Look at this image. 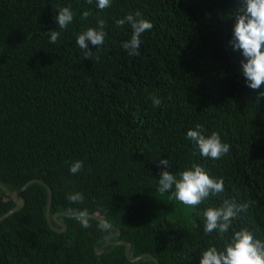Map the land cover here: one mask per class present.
<instances>
[{
  "label": "trees",
  "instance_id": "trees-1",
  "mask_svg": "<svg viewBox=\"0 0 264 264\" xmlns=\"http://www.w3.org/2000/svg\"><path fill=\"white\" fill-rule=\"evenodd\" d=\"M57 5L74 13L64 30ZM239 6L240 0H111L99 10L96 0H0V183L14 191L42 179L53 190L51 216L87 209L111 225L101 231L91 218L83 228L61 215L67 230L55 232L46 218L48 189L34 181L21 193L24 206L0 221V264H156L151 257L131 262L124 244H108L115 227L121 233L111 240L130 242L132 257L200 264L201 250L227 242L205 234L203 217L225 199L248 204L226 237L247 228L264 240V86H248L242 54L230 44ZM137 10L153 28L142 34L139 55H128L121 45L131 29L116 21ZM98 18L107 35L102 46L89 44L97 61L84 58L76 40ZM51 30L60 32L55 44ZM197 124L206 136L219 133L230 152L217 160L201 156L186 137ZM160 159L177 175L202 165L223 178L224 192L185 206L157 190ZM76 160L84 168L72 174ZM75 191L85 197L80 204L67 199ZM15 206L0 186V216Z\"/></svg>",
  "mask_w": 264,
  "mask_h": 264
},
{
  "label": "clouds",
  "instance_id": "clouds-1",
  "mask_svg": "<svg viewBox=\"0 0 264 264\" xmlns=\"http://www.w3.org/2000/svg\"><path fill=\"white\" fill-rule=\"evenodd\" d=\"M87 3L90 5L93 0H87ZM96 4L99 10H104L111 7V0H96ZM54 9L59 29H66L74 19L71 7L57 5ZM89 15L90 12L85 10L81 18L87 20ZM232 16L235 23L230 44L234 51L242 54L241 71L248 86L258 90L264 86V0H240V6L235 9ZM116 24L117 26L127 24L131 29L130 39L124 41L121 47L127 51L128 55H139L141 36L153 28L151 21L137 10L117 20ZM105 26L106 21L98 18L97 27H88L78 34L76 43L82 50L84 58L92 60L95 57L97 61L100 59L89 48V44L98 47L104 44L107 35ZM48 34L51 44H55L60 38V32L57 30H51ZM259 97L264 98V92H260ZM151 100L154 107L160 106L161 100L156 95L153 94ZM186 137L205 158L217 160L230 152L231 146L222 141L219 133L212 132L206 136L203 134L202 125L197 124L195 128H190ZM159 165L162 166V170L157 190L162 194L171 192L172 196L185 206L197 207L210 196H217L224 192L223 178L211 177L208 171L198 163H192L190 168L179 172L178 175L167 170L170 168L168 159H160ZM83 168V161L76 160L70 163L72 174L79 173ZM67 199L70 203L80 204L85 197L83 193L75 191L69 193ZM247 208V202L238 204L234 200L225 199L219 207H208L204 210L205 234L217 232L220 239H226L227 242L223 249L210 245L201 250L200 264H264V240L254 238L253 233L247 228L235 230L230 237H226L233 227V221L241 212H246ZM68 212L83 228L91 226V217L87 209L69 208ZM98 228L101 231H108L111 225L108 221L101 220Z\"/></svg>",
  "mask_w": 264,
  "mask_h": 264
},
{
  "label": "water",
  "instance_id": "water-1",
  "mask_svg": "<svg viewBox=\"0 0 264 264\" xmlns=\"http://www.w3.org/2000/svg\"><path fill=\"white\" fill-rule=\"evenodd\" d=\"M34 181H38V182L43 183L47 187L48 192H49V200H48L47 210H46V218H47L48 224L50 225V227L55 232H58V233L65 232L67 230V225L65 223L61 222L58 219V217L61 216V215L62 216H67V217H72V215L70 213L57 212L53 216H51L50 210H51L52 199H53V190H52L51 186L47 182H45L44 180L39 179V178H33V179L29 180L22 187H20L17 190H14V191H12L10 188H8L7 186H5L4 184L0 183V186L2 188H4L7 192L11 193L12 199H13V201L16 204V206L14 208H12L10 211H8L7 213H5L4 215L0 216V221L4 220L8 216H10L13 213L17 212L18 210H20L24 206L25 200H24L23 197H21V193L24 190H26V188L32 182H34ZM88 214H89V216L91 218H94L96 220H99V221L105 220L104 218H102L100 216H97L95 214H90V213H88ZM53 221L59 225V228L58 227H55L53 225ZM115 229H116V231L107 237L108 244H114V245L124 244L126 246V248H125L126 257L131 262H136V261H138V260H140L142 258H145V257H151V258H153L155 260L156 264H159L158 260L153 255L148 254V253L139 255L137 257H132L131 256V243L130 242H127L125 240H114V241L111 240L112 238H116V237H119L120 236L121 230L118 227H115ZM103 252H104V250H99L98 248H96V253L97 254H102Z\"/></svg>",
  "mask_w": 264,
  "mask_h": 264
}]
</instances>
